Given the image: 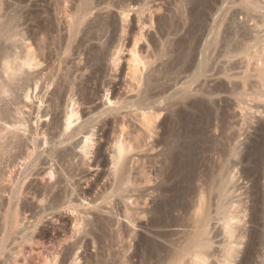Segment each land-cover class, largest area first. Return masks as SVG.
<instances>
[{
  "label": "bare ground",
  "instance_id": "6f19581e",
  "mask_svg": "<svg viewBox=\"0 0 264 264\" xmlns=\"http://www.w3.org/2000/svg\"><path fill=\"white\" fill-rule=\"evenodd\" d=\"M2 1L0 264H135V259L140 264H164L165 257L172 254L183 256L175 264H209L212 208L225 234L231 238L234 233L235 175L229 166L234 149L232 137L225 135L226 107H220L216 99L224 93L234 95L236 89L225 84L207 88L206 84L192 95L191 86L214 71L216 51L229 61L242 55L254 61L257 77L264 82V3L243 0L237 14L244 21L237 23L234 14L231 27L221 32L223 21L217 12L219 3L224 6L228 0H181L191 4L194 26L182 34L183 19L173 28L168 19L164 21L171 28L165 30L157 47L152 42L157 48L153 54L139 51L140 41L148 40L144 29V34L135 33L124 81L125 94L130 97L117 90L110 98L111 90L104 88V105L109 107L98 113L93 105L99 95L91 84L101 83L108 69L121 66L130 14L134 12L140 22L137 25L145 28L146 14L153 19L152 0H52L53 8L44 1L42 10H34L29 2L21 16L6 14ZM72 1L74 6L69 5ZM172 35L178 38L165 41ZM199 41L204 45L197 60ZM173 75L177 77L173 79ZM85 107L90 108L89 114ZM124 109L130 113L122 114ZM104 116L113 117L116 125L110 159L103 161L110 164L109 176L101 191L90 198L73 181L82 176L79 166L92 154L97 126L101 125L99 132L110 126L107 118L100 121ZM219 131L220 144L212 136ZM262 133L255 145L254 172L264 174V126ZM80 135L85 136L84 141L75 145L79 152H74L69 146ZM95 152L94 162L101 167L102 146ZM46 154L47 162L42 161ZM31 177L36 180L30 182ZM147 197H152L151 208L139 213ZM254 209L256 219L257 205ZM143 214L150 217L143 229L152 237L138 235L134 254L127 257L124 242L126 237L134 239L127 236L125 225L136 227ZM190 223L189 238L184 231ZM256 245L249 247L241 264H253L250 257ZM91 246L95 252L87 255ZM9 249L16 253L12 260L6 256ZM229 250L230 256L236 252Z\"/></svg>",
  "mask_w": 264,
  "mask_h": 264
},
{
  "label": "rangeland",
  "instance_id": "374dc122",
  "mask_svg": "<svg viewBox=\"0 0 264 264\" xmlns=\"http://www.w3.org/2000/svg\"><path fill=\"white\" fill-rule=\"evenodd\" d=\"M44 1L50 2L49 6H51L53 4L54 0L53 1L52 0H16V1H14V0H5L4 1L3 0L2 1V4H3L2 8L5 9L3 11L8 15L21 16L22 14H24L27 11V7L29 6L30 3H31L30 5H33V7L35 8L34 10H42L41 8H43L42 5H43ZM261 2L264 3V0H261ZM151 3H152L151 4L152 6L150 5V7L153 8V9L151 8L152 9L151 11L153 13L150 15L153 16V19L151 18L153 21L149 18L150 16L147 13L146 15H147L148 19L145 17L143 18L145 23H147L146 24L147 28L145 25L146 29L144 28V26H141L142 24L137 25L140 22L138 21V19H137L138 17H136V14L134 12L130 14V18H129L128 23H127L128 24L127 26L128 27L130 26V27L127 29V32H126L128 35L130 34V36H128L126 34L125 36H127V37L124 36L126 38V40L124 38L122 40L124 44L126 43L125 45L127 47L126 46L125 47L127 49L125 47H124V49H125V51L126 50L127 51L126 52L123 51L124 53H122V55L123 54L124 55L123 56L121 55L123 60L121 61V64H120L121 66H119V68H117L119 70L116 71L117 69H114L111 66L115 70V72H114L112 68L108 69V67H110V66H107V69L109 71L108 72L106 71V72L108 74L105 73L106 76L105 75H104L105 77L103 76L101 83L92 81L94 84L93 83L91 84V88H93L92 90L97 91V95H99V96H96V101L98 99L99 100L97 102L95 101V103L93 105L97 108L98 113L109 107V105H107V106L104 105L105 104L104 102H106V100H107V98H105V94L107 93L106 91L108 89L111 90L110 91L111 94L109 96L110 98H111V96L113 97V95H112L113 91L116 92L117 90H118L117 94H120V95L125 96V97L126 96L130 97V95L128 96L127 94H125V93H127V91L126 90H125L126 92L124 91V89H125L124 83L127 82V81H125L127 79L126 78V73H127L126 70L128 69L127 63L130 59V57H128L129 56L128 52H130V49H132V46L134 47V45H135L134 41L135 40H133V38L136 39L135 37L137 34H138L137 36H139L140 33H138V32L143 33L142 29H144L145 34L144 33L143 34L148 39L147 41H140L139 44H140L141 48H139V51H141V53H142V51H143V53L148 51V54H150V53L153 54L154 50H157L156 47L158 45H156V44H161V42H162V41L159 42L162 38V35L164 36L165 34H167L168 31H170L169 28H171V27H167V26L163 25L164 21H166L168 19L169 23L170 24L172 23L170 26H172V28H173V26L177 25L178 20L183 19L182 22L184 23V29H183L182 34H184L185 31L190 30L191 27L194 26L193 19L191 18V16H192L191 15V13H192L191 12V4L189 2H181V0H156V1L152 0ZM226 3L227 4H225L224 6H221L222 3L221 4L219 3V9H221V10L217 12V16H219V19L223 21L221 24V27H220L221 32L226 30V28L231 27L230 18H232L234 16V14H236L235 20L237 23H242L244 21V19H243L244 17L240 14H237L239 9L241 8V5L243 4V0H239L238 3H236V0H228ZM71 4H73V6H74L73 1L69 5L71 6ZM51 8H53V5L51 6ZM22 11H23V13H21ZM115 12H116V14H115ZM180 12L183 13V14L181 13L182 17L180 15ZM112 13L115 14V15L113 14L114 16L117 15L116 18L118 21L121 19L116 10L112 11ZM45 16H46V14H45ZM149 20H151V21H149ZM137 21L139 23H137ZM119 23H121V21H119ZM122 26H123L122 24H121V26H119L120 30L122 29ZM139 26H141V27H139ZM163 26H164V28H163ZM150 27H152V28H150ZM139 28H140V30H138ZM133 29H134V31H133ZM165 30H167L166 33H165ZM135 33H137V34H135ZM120 34H122V32ZM156 35H158V36H156ZM109 36L110 35H108V37ZM118 36L121 38V35H118ZM130 37L131 38L133 37V38L130 39ZM177 38L174 37V35H172V36L166 37L164 39H165V41H171V40H176ZM154 40L156 43L154 42ZM117 41L119 42V40H117ZM148 41H149V44H148ZM152 42H153V45L156 47L152 46ZM149 45H151L152 47L149 48L148 47ZM203 45H204V41H202V42L199 41L196 44V46H197V60L200 57V51L202 50ZM153 48H155V49H153ZM167 48L169 50H172V47L167 46ZM128 49H129V51H128ZM217 52L218 51H216V53L213 54V58L218 55L216 58H214L216 60L214 63V66H213L214 71L209 73L206 77H202L197 83L193 84L191 86V90H192L191 94L193 95L194 93H196V90H198L199 87H201L203 85H205V87H206V84H207V88L208 87L212 88L218 84L219 85L225 84V86L229 87L230 90L236 89L235 90L236 93L234 95H231L229 93L228 94L224 93L216 99L219 102L220 107H222V108L226 107L227 126H226L225 135L227 134V135H229V137H232V148L234 149V153H233L232 157L230 158L229 166L232 167L233 173L235 175V179L233 181L234 182L233 183V187H234L233 192L234 193H232V198H233L232 201H233V204L235 206L232 209V212L235 213L234 216H235L236 220L233 222V226H234L233 237L230 238L228 235L225 234L222 223L218 222V220L216 219L217 215H216L215 207L212 208V210H211L212 211V220L210 222V230H211L210 239H211L213 244H212V248L210 250L212 254L209 258V261H210L209 264L210 263L211 264H241V263H243V260L244 259L246 260L248 257L247 252L249 250V247L251 245H254V244H257L256 245V251H254L252 253L250 259L253 258L252 259L253 264H264V174L261 171L260 172H254L255 167L257 165V163H256L257 154L255 152V145L262 140V135H263L262 128L264 126V82H261V80L257 77V74L255 72V62L254 61L253 62L251 61L252 62L251 63L250 61L247 60V58L245 56L242 55V56L236 57L235 59L231 60L232 61L231 62L228 59L222 57L220 55V53L219 52L217 53ZM148 54L145 53L144 55L147 56ZM165 60H168V59L165 58ZM248 66H249V69H248ZM230 67H233V68H230ZM229 68H230V70H229ZM177 70H178V68H177ZM226 70H229V71H227V73H229V72L230 73L229 74L225 73ZM248 70H250V71H248ZM217 71H219V73ZM226 74L231 79H228L229 77L226 78ZM245 74L248 77H245ZM116 76H117V78H116ZM171 77L173 79H175V77H177V75L176 76L173 75ZM104 78L106 79V81H104L105 80ZM181 78H182V76H181ZM94 81H97V80H94ZM102 82H103V84H102ZM243 82H244V84H243ZM96 83H97V85L101 84V86H99V85L97 86ZM109 85L112 86L113 88L108 87ZM105 86H107V87H105ZM114 86H116V90L114 89L115 88ZM171 86H173V89H172V91H173L176 88V86H174V82H172ZM98 87H100L99 88L100 90H98ZM104 88H106L105 89L106 91L104 90ZM243 92L247 94L245 97L241 96V94ZM103 96H104V98H103ZM99 97H101L102 99ZM102 104H103V106H102ZM35 107H38V102H36V101H35ZM45 107H46V105H44L43 109ZM89 107H87V108H89ZM87 108L85 110L89 114L90 108L89 109H87ZM97 111H96V113H97ZM121 113L127 114V113H130V110L124 109L121 111ZM164 115L165 114L162 115V118L164 117ZM106 118L107 117L104 116V117H102V119L100 121H103ZM112 118L113 117L107 118L106 122L109 121L108 123H110V126H107L103 132L98 131L99 127H101V125L97 126V129L95 131L97 135L94 138L95 139V141H94L95 145H94V147H92L93 149L90 150L92 152L91 156L89 155L90 159L86 158V160H83L85 162V165L81 164V166H83V167L79 166L80 167L79 169H80V171L81 170L83 171L82 172L83 174H82V176L81 175L79 176L80 178L77 176L73 181L74 184L76 183L77 185H79L78 186L79 190L81 189V191H82L85 189L87 192H89L92 195V196L90 195V198L91 197L93 198V195H96L97 193H99L101 191L100 189L103 188L104 185L107 183V181H106L108 178L107 177V175H108L107 171L110 168V164H107V163L103 164V161H104V159H110V155H111L109 153L110 152L109 148L112 144L113 131L116 129V127H115L116 125L113 123ZM84 119H86V117ZM44 120H46V119H43V121ZM219 133L221 134V132L219 131L216 133L214 132L213 135L212 134L211 135L215 136L216 139L218 138V142L220 144V143H222L223 140H222V138H220L221 135ZM83 137H85V136L84 135L78 136L73 141V144H71V145H73L72 148H71V146H69L70 149H73L72 151H74V152L78 151V150H76L77 148L74 149V147H75V145L77 146V143H79V141L81 142L84 139ZM218 142H217V144H218ZM100 146H102V148L104 150V156H103L102 161H100V163H99L100 166L101 165H103V166L98 167L96 165L97 162L95 161L96 162L95 163L94 160L96 157L95 151ZM220 148H221V146H220ZM247 148L249 150H247ZM79 159H80V157L76 159V162ZM48 160L49 159H48L47 154H46L42 158V161L47 162ZM214 161H213V163H215V165L218 166L217 160H214ZM82 178H84V179H82ZM85 178L87 181L85 180ZM30 179H31L30 182L31 181L34 182V180H36L35 177H31ZM86 182L87 183L90 182L89 183L90 185L89 184L87 185ZM35 184H36V181H35ZM234 184L236 187L234 186ZM151 200H152V197H147L146 202L147 201L148 202L146 203L144 201L146 206H149L147 208H145L146 206L143 203H141L142 208L141 207H140V209L138 208L139 213L142 212L143 209L147 210V209L151 208L150 207L151 206ZM256 205H257L259 211L257 214L258 209H256V215L257 216H256V219H254V216H255V211H254L255 209L254 208L256 207ZM134 208H137V206ZM143 215H144V216H142L143 218H141V216H140V219L138 218L139 221H137L138 223H137L136 227H133L132 225H129V223H126V220L123 221L126 223V225L124 223V225L126 226L125 230H128V231H126L127 236L130 234L131 236H133L132 240L134 239L132 242L130 237L129 238L126 237L127 238L126 243L124 242L126 249L128 248L127 249V251H128L127 257H130V256L132 257V255L134 254V251L136 248L135 244H136V242H138L137 238L140 235L152 237L150 234H148L146 232V230L143 229L144 227H146V225H148V223H149L148 218H150V217L147 214L146 215L143 214ZM191 223H190V226L184 231L185 236L187 235V237H189V238L192 236V232H190L193 228L191 226ZM175 238H177V237H175ZM129 241L132 242L131 243L132 245L129 244L130 243ZM181 243H184V242L181 241ZM11 244H12V242H10L9 245H11ZM160 244H162L165 247L167 246V244H165V242L161 243V241H160ZM130 246H132V247H130ZM9 247L13 248V250H16V253H17L18 249H16V247L13 246V244ZM230 248H234L236 251L233 254V256H230L228 253V251H230L229 250ZM10 250H12V249H9L8 252H6V256L9 258V260H12L16 253H14V251L10 252ZM80 252L83 253L84 249H82ZM93 252H95L94 247L92 248V246H91L90 248L89 247L87 248V255H91L90 253L94 254ZM82 253H80V254H82ZM162 255L165 256V254H162ZM15 257H16V255H15ZM182 257H183L182 255L178 256L179 259ZM10 258H12V259H10ZM178 258L176 257L175 254H172L168 257H165V260H164L165 263L164 264H175ZM133 262H136L135 264H140V262H138V259L133 260Z\"/></svg>",
  "mask_w": 264,
  "mask_h": 264
}]
</instances>
